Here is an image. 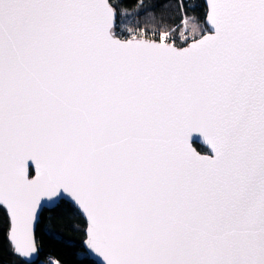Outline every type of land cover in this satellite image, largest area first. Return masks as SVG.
Masks as SVG:
<instances>
[{"label": "snow or ice", "instance_id": "6c2138e0", "mask_svg": "<svg viewBox=\"0 0 264 264\" xmlns=\"http://www.w3.org/2000/svg\"><path fill=\"white\" fill-rule=\"evenodd\" d=\"M121 2L0 0L15 252L37 251L41 202L66 196L103 264H264V0H204L190 19L178 2L151 39L121 38Z\"/></svg>", "mask_w": 264, "mask_h": 264}, {"label": "trees", "instance_id": "16d2710c", "mask_svg": "<svg viewBox=\"0 0 264 264\" xmlns=\"http://www.w3.org/2000/svg\"><path fill=\"white\" fill-rule=\"evenodd\" d=\"M178 2L192 7L186 11V17L202 18L205 14L204 0H122V15L118 21L122 37L131 31L140 29L151 33L161 20L175 27L179 22ZM202 22V21H201ZM205 153L206 148L196 145ZM85 220L79 211L66 201L60 202L54 209H45L36 230L39 255L34 263H26L15 251L8 240L9 223L0 213V264H97L84 249Z\"/></svg>", "mask_w": 264, "mask_h": 264}, {"label": "water", "instance_id": "95a60500", "mask_svg": "<svg viewBox=\"0 0 264 264\" xmlns=\"http://www.w3.org/2000/svg\"><path fill=\"white\" fill-rule=\"evenodd\" d=\"M194 147H196V145H199L201 147H204V148H207V146L203 143V138H195L194 140ZM202 154H206V153H202ZM62 201H66L70 204H72L76 209H77V206L74 205V202H72L70 200V198L66 197V196H62L61 198H58L56 199L54 202H50V201H47V200H43L41 203L43 205V207L39 210L38 212V219L37 221L34 223L33 225V239H34V242H35V246H36V249L37 251L35 253H32L31 256H28V257H21L19 256L18 253L15 252V254L17 256H19L22 260H24L26 263H34L35 261H37L38 259V255H39V250H38V244H37V241H36V230H37V226H38V223L41 219V215H42V212L45 210V209H48V210H52L54 209L60 202ZM80 215L83 217L82 213L79 211ZM83 219L85 220L86 222V218L83 217ZM8 240L9 242L11 243L13 249H15V246L12 244L11 240H10V228H9V232H8ZM83 246H84V249L85 251L87 252L88 256L94 260L97 264H103V259L102 257H99L97 256L94 252H92L91 249H89L86 245V238L84 239L83 241ZM15 251V250H14Z\"/></svg>", "mask_w": 264, "mask_h": 264}, {"label": "rangeland", "instance_id": "374dc122", "mask_svg": "<svg viewBox=\"0 0 264 264\" xmlns=\"http://www.w3.org/2000/svg\"><path fill=\"white\" fill-rule=\"evenodd\" d=\"M193 16H189V17H186V19H190V18H192ZM200 26L202 27L203 26V23L202 22H200ZM181 31H183L184 29H183V26H181V29H180ZM187 36H188V38L191 40V38H192V36H193V31H192V24L190 23L189 24V27H188V30H187V32L185 33ZM200 33H199V29L197 28V30H196V32H195V35H199ZM181 42H182V40H181Z\"/></svg>", "mask_w": 264, "mask_h": 264}]
</instances>
